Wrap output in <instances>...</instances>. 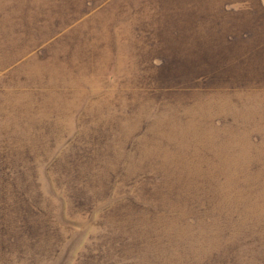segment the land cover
I'll use <instances>...</instances> for the list:
<instances>
[{
    "label": "rangeland",
    "instance_id": "1",
    "mask_svg": "<svg viewBox=\"0 0 264 264\" xmlns=\"http://www.w3.org/2000/svg\"><path fill=\"white\" fill-rule=\"evenodd\" d=\"M0 264H264V0H0Z\"/></svg>",
    "mask_w": 264,
    "mask_h": 264
}]
</instances>
